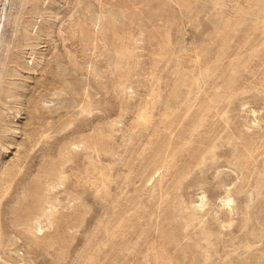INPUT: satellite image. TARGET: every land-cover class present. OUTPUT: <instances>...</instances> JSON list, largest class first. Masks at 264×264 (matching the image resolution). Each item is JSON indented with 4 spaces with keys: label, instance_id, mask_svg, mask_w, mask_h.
<instances>
[{
    "label": "rangeland",
    "instance_id": "1",
    "mask_svg": "<svg viewBox=\"0 0 264 264\" xmlns=\"http://www.w3.org/2000/svg\"><path fill=\"white\" fill-rule=\"evenodd\" d=\"M0 264H264V0H3Z\"/></svg>",
    "mask_w": 264,
    "mask_h": 264
},
{
    "label": "water",
    "instance_id": "2",
    "mask_svg": "<svg viewBox=\"0 0 264 264\" xmlns=\"http://www.w3.org/2000/svg\"><path fill=\"white\" fill-rule=\"evenodd\" d=\"M2 5H3V0H0V17H1Z\"/></svg>",
    "mask_w": 264,
    "mask_h": 264
}]
</instances>
